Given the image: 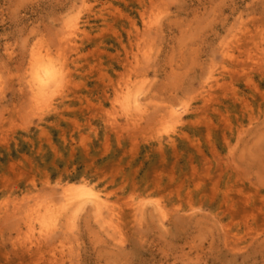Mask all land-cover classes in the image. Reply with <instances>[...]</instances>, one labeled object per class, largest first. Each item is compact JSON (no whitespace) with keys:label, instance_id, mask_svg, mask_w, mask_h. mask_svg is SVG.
Masks as SVG:
<instances>
[{"label":"rangeland","instance_id":"374dc122","mask_svg":"<svg viewBox=\"0 0 264 264\" xmlns=\"http://www.w3.org/2000/svg\"><path fill=\"white\" fill-rule=\"evenodd\" d=\"M0 264H264V0H0Z\"/></svg>","mask_w":264,"mask_h":264},{"label":"bare ground","instance_id":"6f19581e","mask_svg":"<svg viewBox=\"0 0 264 264\" xmlns=\"http://www.w3.org/2000/svg\"><path fill=\"white\" fill-rule=\"evenodd\" d=\"M30 61L32 65V82L30 87L35 93L34 97H36L37 93L42 94L43 92H46L45 90H47L52 83H57L61 77V72L60 69L53 64L52 60L50 58H46L45 55L38 56L37 53L33 52L31 53ZM127 99L128 105H130L132 102L134 103L133 105H135V107L140 104L138 103V95H135L133 99ZM84 198L86 200L90 199V201L94 202L97 207L96 209L102 210L104 208H108L106 200L100 194L94 193L82 183H70L69 187L65 190V200H67L70 204L74 201H81ZM39 211L40 209L36 210V213L38 214L34 218L40 221L42 227H48L51 224L49 223V220L52 217L49 216L51 215L49 213L50 210H48L45 206L43 213H39Z\"/></svg>","mask_w":264,"mask_h":264}]
</instances>
